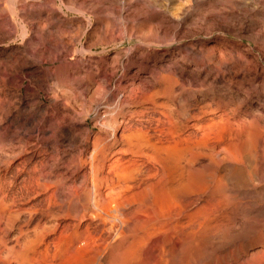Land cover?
<instances>
[{
    "label": "bare ground",
    "instance_id": "6f19581e",
    "mask_svg": "<svg viewBox=\"0 0 264 264\" xmlns=\"http://www.w3.org/2000/svg\"><path fill=\"white\" fill-rule=\"evenodd\" d=\"M210 6L202 20L259 38L263 63L226 40L164 43L173 22L155 11L165 21L141 36L155 50L98 88L93 131L77 133L84 111L44 115L32 157L0 171V264H264V0ZM101 23L109 40L139 33Z\"/></svg>",
    "mask_w": 264,
    "mask_h": 264
},
{
    "label": "rangeland",
    "instance_id": "374dc122",
    "mask_svg": "<svg viewBox=\"0 0 264 264\" xmlns=\"http://www.w3.org/2000/svg\"><path fill=\"white\" fill-rule=\"evenodd\" d=\"M212 1L215 0H0V9H5L0 12V157L15 155L10 163H0L1 173L10 176L11 168L32 157L30 150H22L34 142L30 135L36 136L35 127L41 125L44 115L53 118L58 112L84 111L79 116L73 114L81 124L77 133L86 136L93 131L90 113L99 97L98 88L104 87L106 92L111 89L124 74L125 56L138 46L155 50V43L145 42L141 36L154 32L165 21L163 16L173 22L164 43L187 49L197 41L213 46L218 40H226L238 43L248 60L261 65L259 38L240 36L238 27L231 30L202 20L201 14L210 10ZM20 2L34 7L22 10ZM257 8L255 5L252 10ZM45 16L48 18L44 20ZM58 18L65 24L57 30L50 29V23L59 25ZM103 21L121 28L131 24L139 33L109 40L107 28L99 25ZM178 24L182 26L176 28ZM117 30L113 28L111 33L116 31L118 35ZM76 33L80 37L73 40ZM71 41L70 56L56 59L57 49ZM62 69L66 72L62 73ZM65 94L73 98L69 97L72 102L63 97ZM69 153L64 154L66 159Z\"/></svg>",
    "mask_w": 264,
    "mask_h": 264
}]
</instances>
